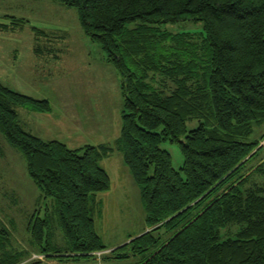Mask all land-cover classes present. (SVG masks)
<instances>
[{
  "label": "trees",
  "instance_id": "16d2710c",
  "mask_svg": "<svg viewBox=\"0 0 264 264\" xmlns=\"http://www.w3.org/2000/svg\"><path fill=\"white\" fill-rule=\"evenodd\" d=\"M49 1L77 11L85 36L122 78L123 109L113 147L70 149L39 139L19 121L18 109L50 113L47 100L0 83V133L24 158L42 197L54 201L67 245L57 251L47 216L33 215L27 231L38 255L44 261L99 254L141 258L137 264H264V134H255L264 125V0ZM184 21L202 23L207 64L189 34L156 32ZM25 23L12 18L0 27ZM188 122L196 127L188 129ZM165 142L179 145L180 171L161 148ZM114 151L139 189L146 232L105 253L93 215L95 196L111 186L100 161ZM0 233L8 236L2 226ZM7 255L0 264H23L22 255Z\"/></svg>",
  "mask_w": 264,
  "mask_h": 264
},
{
  "label": "rangeland",
  "instance_id": "374dc122",
  "mask_svg": "<svg viewBox=\"0 0 264 264\" xmlns=\"http://www.w3.org/2000/svg\"><path fill=\"white\" fill-rule=\"evenodd\" d=\"M12 18L27 23L13 27L15 30L0 31V83L24 96L47 100L51 106L49 114L18 109L19 121L26 131L43 141L57 140L71 149L97 143L113 145L119 136L123 109L122 78L105 60L101 47L85 36L77 11L49 0H0V24H9ZM135 24L127 28L132 29ZM33 28L43 31L45 36H37ZM202 28L200 22L184 21L159 26L156 32L168 37L189 34L190 44L197 47L201 60L207 64ZM33 44L43 49L42 55H34ZM48 53L52 54L48 56ZM13 55H16L14 60ZM69 118L81 123L90 121L84 128L66 134L63 126ZM91 123L98 129H93ZM187 127L193 129L196 123L188 122ZM255 134H264V125ZM161 148L169 153L173 168L180 171L183 156L179 145L165 142ZM100 165L112 181L109 191L96 195L93 220L96 234L110 252L143 234L145 214L138 189L129 178H124L123 172L118 173L117 167L123 166L119 155L114 153ZM255 180L259 182L260 178ZM36 214L41 219L47 216L53 247L64 252L67 245L57 223L54 201L42 197L27 175L24 158L0 133V226L8 234L5 238L0 233V258L20 254L23 264H137L141 261V258L105 260L99 254L44 261L27 231Z\"/></svg>",
  "mask_w": 264,
  "mask_h": 264
},
{
  "label": "crops",
  "instance_id": "0c3cea01",
  "mask_svg": "<svg viewBox=\"0 0 264 264\" xmlns=\"http://www.w3.org/2000/svg\"><path fill=\"white\" fill-rule=\"evenodd\" d=\"M7 22V21H6ZM6 25H8V24H6ZM12 26H10V27H0V31H3V32H8L9 30L11 31V30H15V29H12L11 28ZM20 30H22V28H19ZM6 42H8L7 40H6ZM17 43H22L21 41H18ZM33 49H32V51H33V53H34V55L35 56H40V55H42L43 54V49H41V48H39V47H37L35 44H33V47H32ZM36 48H38V49H36ZM15 53H16V55L18 54L17 53V50H15ZM16 55H13L12 56V59L14 60V59H16ZM48 56H50L49 54H48ZM54 59H55V57H54ZM14 70V69H13ZM67 107V106H66ZM65 112H68L69 110L68 109H65L64 110ZM41 114H43V113H41ZM49 114V113H48ZM90 121V120H89ZM89 121H84L83 123H81L80 121H75L74 119H71V118H69L68 120H67V123H66V125L64 124V126H63V128L65 129V131H67V133L66 134H68V131L70 132V131H73L74 129H78L79 127L80 128H84L85 126H87L88 125V123H86V122H89ZM92 124V128L93 129H98V127L96 126V124H94V123H91ZM24 126V125H23ZM99 127H101L100 125H98ZM25 127V126H24ZM101 128H103V127H101ZM26 129V128H25ZM100 129V128H99ZM120 129H121V123H120ZM119 134H120V131H119ZM119 138V136L118 137H116V140L113 142V145H108V144H106V143H97L96 144V146H94V147H99V146H111V147H113L114 145H115V143H116V141H117V139ZM52 141H57V140H52ZM84 146H92V145H84ZM81 147H83V146H81ZM81 147H77V148H74V149H78V148H81ZM71 149V148H70ZM114 153H116V154H118L119 155V158L121 159V162H122V165L123 166H120V168H118L117 167V169H118V173L121 171V172H123V176H124V178L125 179H127V178H129L130 179V181H131V183H133V185H134V187H136L137 188V186H136V184L134 183V181H133V179H132V177H131V175H130V173H129V171H128V169L126 168V166L124 165V163H123V159H122V156H121V154L119 153V152H117V151H114V152H112L108 157H111ZM108 157H106V158H104V159H107ZM104 159H102L101 161H103ZM100 161V162H101ZM119 161V160H118ZM117 164H118V162H116ZM101 166V165H100ZM102 168V167H101ZM103 169H104V167H103ZM105 171H106V169H104ZM107 172V171H106ZM109 177H110V175H109ZM127 177V178H126ZM112 180H111V178H110V182H111ZM138 189V188H137ZM138 191H139V189H138ZM139 198H140V193H139ZM95 199H96V196H95ZM140 203H141V201H140ZM96 206V205H95ZM142 206V205H141ZM143 232H146V229L144 228V231ZM105 253H108V251H106Z\"/></svg>",
  "mask_w": 264,
  "mask_h": 264
},
{
  "label": "built area",
  "instance_id": "2783aa9c",
  "mask_svg": "<svg viewBox=\"0 0 264 264\" xmlns=\"http://www.w3.org/2000/svg\"><path fill=\"white\" fill-rule=\"evenodd\" d=\"M39 258V257H38ZM41 258V257H40Z\"/></svg>",
  "mask_w": 264,
  "mask_h": 264
}]
</instances>
